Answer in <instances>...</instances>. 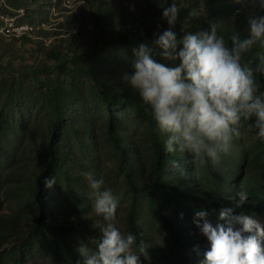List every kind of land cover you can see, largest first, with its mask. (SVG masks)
Returning <instances> with one entry per match:
<instances>
[{"label":"rangeland","instance_id":"obj_1","mask_svg":"<svg viewBox=\"0 0 264 264\" xmlns=\"http://www.w3.org/2000/svg\"><path fill=\"white\" fill-rule=\"evenodd\" d=\"M176 2L178 39L211 22L244 39L249 19L264 15L249 0ZM193 8L198 18L188 15ZM167 28L155 0H0V264H82L80 245L95 250L109 222L93 211L85 172L103 175L102 190L120 198L111 223L121 232H130L133 213L153 251L140 264H201L210 244L195 214L204 210L213 225L223 223L216 198L237 203L236 193L245 191L248 215L264 224V204L258 210L251 193L264 168V141L249 127L255 117L242 120L241 137L217 164L177 153L180 168L161 179L154 173L153 138L137 111L149 106L122 78L134 71L140 44L153 48L157 62L178 65L153 44V34ZM123 32L134 40H112ZM49 164L56 183L41 203L36 179ZM182 182L198 191L182 196L166 186ZM144 189L183 224L184 248Z\"/></svg>","mask_w":264,"mask_h":264},{"label":"clouds","instance_id":"obj_2","mask_svg":"<svg viewBox=\"0 0 264 264\" xmlns=\"http://www.w3.org/2000/svg\"><path fill=\"white\" fill-rule=\"evenodd\" d=\"M155 2L168 28L153 34V44L162 50L158 54L163 59L179 63L174 67L159 63L153 58V48L140 44L133 49L134 71L126 72L122 79L150 107L160 132L166 136V153L187 154L190 160L186 162L210 160L215 165L221 154L230 151L233 139L241 137L242 120L253 117L255 122L249 127L264 141V93L259 82L264 76V54L259 55L255 67L252 61L243 62L254 45L259 42L264 46V15L249 19L247 38L231 33L229 46L225 36L218 34L216 22H211L207 30L188 32L178 39L173 31L180 13L176 0L170 4L168 0ZM249 2L264 11V0ZM188 15L199 17L195 8ZM170 163L174 169L180 168L177 161ZM83 175L94 198L93 211L109 223L95 250L85 244L77 249L82 264H140L141 256H149L146 243L140 240L137 245L133 233L125 234L111 223L120 198L102 190L103 175ZM55 183L56 177L44 179L45 188ZM236 195L237 206L248 203V193L239 191ZM233 213V208H221L219 219L223 223L213 225L207 211L196 212V226L210 244L201 264H264V224L250 215Z\"/></svg>","mask_w":264,"mask_h":264},{"label":"trees","instance_id":"obj_3","mask_svg":"<svg viewBox=\"0 0 264 264\" xmlns=\"http://www.w3.org/2000/svg\"><path fill=\"white\" fill-rule=\"evenodd\" d=\"M194 0H187V2L193 3ZM253 6L257 7V11H260L258 5H253L252 3L249 4V7L252 8ZM218 34L224 35L225 40L227 43H229L230 46V32L228 31H223L220 30ZM113 41H121V40H134V37L130 36L128 33L123 32L120 33L118 36L112 37ZM264 54V46H262L259 42L253 46L252 50L249 51L244 55L243 62L247 61H252L253 63L251 64L252 67H255L257 63H259V55ZM259 82H260V92L264 93V76L259 77ZM109 107L113 106L114 103V98L112 95H109ZM139 113L145 117L147 123H148V128L149 131H151V135L153 138V145L155 148V165H154V173L158 177V179H161L166 171H168L171 167V161L177 159V153L174 154H169L166 153L165 148H164V142L161 140L157 130L159 129L156 122L154 121L151 113L150 107L147 108H142L138 110ZM110 127H111V119H110ZM111 130V129H110ZM54 163V161H52ZM50 168L51 164L48 165V167L39 175L36 179V188L39 190L37 193V199L41 201V203H44V192H45V185H44V179L49 177L50 173ZM171 194H180L182 196H190V194H195L198 190L194 189L191 184L188 183H179V184H169L166 185ZM144 192L149 196L150 201L154 208L158 210L160 213L161 217L164 219L165 224L171 228L172 231L176 232L178 234V239H176V242H180V245L182 248H184V245L186 244V239L183 238V235L181 237L180 233H182L185 229L183 224L176 218L175 216L171 215L170 212L166 210V208L163 207L161 204L160 200L158 197L154 194V192L150 189H144ZM252 200H253V205L259 210L262 204H264V168L262 169L260 173V177L256 181V187L252 189ZM212 204L216 207H229L233 208L234 213L233 214H240L244 213L248 215L249 212V206L248 205H242V206H237V203L233 201V199L230 198H225V197H220L213 199ZM44 222L40 220L39 224L43 226ZM128 226L129 230L131 233H133L136 237V244H139L140 240H143L146 245V239L144 237V234L142 232V229L140 228L139 224L137 221L134 219L133 213L130 214L129 219H128ZM51 226L47 223L46 224V229H49ZM148 247V246H147ZM149 248V247H148ZM149 253L153 256V251L149 248ZM156 262V260L154 261ZM153 264H158V263H153Z\"/></svg>","mask_w":264,"mask_h":264}]
</instances>
